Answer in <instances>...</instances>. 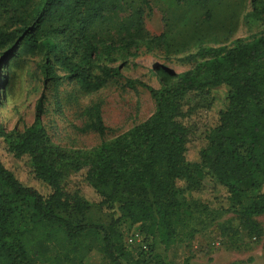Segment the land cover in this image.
<instances>
[{
	"label": "trees",
	"instance_id": "trees-1",
	"mask_svg": "<svg viewBox=\"0 0 264 264\" xmlns=\"http://www.w3.org/2000/svg\"><path fill=\"white\" fill-rule=\"evenodd\" d=\"M174 2L184 12L168 18L166 30L154 35L145 28L147 0H0V56L40 57L43 85L52 84L53 105L61 115L58 86L63 78L84 94L121 78L120 67L101 65L94 73L102 54L142 46L168 56L232 34L231 18L224 19L219 35L199 28L196 16L209 22L221 0ZM123 12L124 18L119 16ZM245 19L250 25L264 20V0H251ZM172 24L190 28L189 39ZM182 61L193 66L179 74L154 68L158 88L127 79L129 86L149 92L154 112L89 150L52 142L43 123L44 94L36 102L33 122L22 131H6L0 123L4 149L15 160L27 159L32 179L42 188L21 182L0 159V264H87L91 253L109 264H126L127 258L128 264H147L125 248L121 222L139 224L152 239V264H161L155 232L173 236L188 214L182 193L201 192L207 182L225 190L230 207H239L242 223L264 215V30L229 47H200ZM222 85L229 92L213 123L200 127L195 119L219 104L212 90ZM81 116L85 130L104 135L99 105L85 108ZM199 132L203 144L197 162H190L189 144ZM92 209L108 217V223L91 220Z\"/></svg>",
	"mask_w": 264,
	"mask_h": 264
},
{
	"label": "rangeland",
	"instance_id": "rangeland-1",
	"mask_svg": "<svg viewBox=\"0 0 264 264\" xmlns=\"http://www.w3.org/2000/svg\"><path fill=\"white\" fill-rule=\"evenodd\" d=\"M147 1L149 6L145 7V28L154 35L166 30L168 18L173 19L185 10L177 6L174 0ZM250 11L251 0H221L209 22H204L201 14L196 16L201 31L207 28L217 35L220 34L224 19L231 18L234 25L232 34L226 39H219V43H204L197 47L190 45L188 50L168 56L163 50L147 52L142 46L130 51L116 50L110 56L102 54L95 62L94 73L98 74L97 67L101 65L120 67L121 78L111 79L101 89L88 94L82 93L73 82L63 78L58 86L61 115L53 105L55 91L52 84L49 82L47 86L43 85V77L38 68L40 57L12 56L2 60L0 56V123L6 131H22L33 122L36 102L44 94L46 112L43 123L52 142L68 150H89L102 141H112L142 123L155 109L149 92L138 85L129 86L127 79L139 80L158 88L153 72L155 67L164 66L179 74L193 66L191 62L182 59L195 54L200 47H229L238 38L250 39L259 35L264 30V20L248 24L245 15ZM119 16L124 18L127 12ZM2 18L0 11V24ZM172 25L177 34H183L182 37L189 39L192 33L190 28ZM57 73L61 76L64 74L62 70ZM228 92L229 88L225 85L214 88L212 94L219 104L216 103L208 114L202 112L195 123L200 127L213 123L214 116L222 105L221 101ZM92 105L100 106L106 127L103 136L84 129L86 119L81 113ZM212 112L214 114H210ZM199 134L200 132L189 144L187 159L190 162H197V152L203 144ZM0 159L17 179L42 192L40 184L32 179L27 159L15 160L4 149L1 140ZM84 193L88 200L94 199L88 189H84ZM182 195L188 214L182 215V223L175 228L173 236L168 239L157 232L154 234L155 254L161 264H264V215L252 218L249 223H242L238 216L239 207L231 208L225 190L211 182H207L201 192H185ZM202 203L206 206L205 210ZM246 203L243 201L244 205ZM89 218L108 223V217L96 209H92ZM135 226L139 224L130 226L128 222H121L118 230L126 235ZM123 261L128 264V258ZM87 264H109V261L104 256L91 253Z\"/></svg>",
	"mask_w": 264,
	"mask_h": 264
},
{
	"label": "built area",
	"instance_id": "built-area-1",
	"mask_svg": "<svg viewBox=\"0 0 264 264\" xmlns=\"http://www.w3.org/2000/svg\"><path fill=\"white\" fill-rule=\"evenodd\" d=\"M151 237L143 233L139 226H135L124 237L125 248L136 258L142 257L147 264H152Z\"/></svg>",
	"mask_w": 264,
	"mask_h": 264
}]
</instances>
